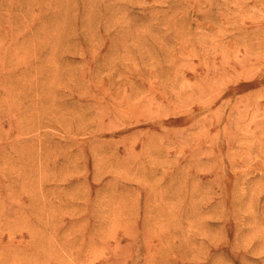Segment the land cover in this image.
Returning <instances> with one entry per match:
<instances>
[{
	"label": "rangeland",
	"instance_id": "1",
	"mask_svg": "<svg viewBox=\"0 0 264 264\" xmlns=\"http://www.w3.org/2000/svg\"><path fill=\"white\" fill-rule=\"evenodd\" d=\"M0 264H264V0H0Z\"/></svg>",
	"mask_w": 264,
	"mask_h": 264
}]
</instances>
